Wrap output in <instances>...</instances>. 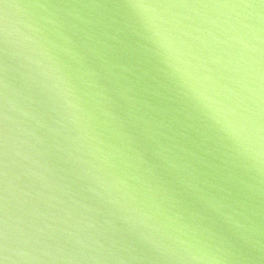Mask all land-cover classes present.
Instances as JSON below:
<instances>
[{
  "label": "water",
  "instance_id": "water-1",
  "mask_svg": "<svg viewBox=\"0 0 264 264\" xmlns=\"http://www.w3.org/2000/svg\"><path fill=\"white\" fill-rule=\"evenodd\" d=\"M252 2L0 0V245L7 233L37 264H264V164L245 151H264ZM57 75L78 109L44 87ZM84 170L126 180L167 250Z\"/></svg>",
  "mask_w": 264,
  "mask_h": 264
},
{
  "label": "clouds",
  "instance_id": "clouds-1",
  "mask_svg": "<svg viewBox=\"0 0 264 264\" xmlns=\"http://www.w3.org/2000/svg\"><path fill=\"white\" fill-rule=\"evenodd\" d=\"M245 26L254 33L259 32V29L251 24ZM255 39L259 40L260 37L256 35ZM246 46L254 53L260 51L258 44H249L246 42ZM253 62L256 64L260 63V61L255 58H253ZM45 75L47 74L45 73ZM260 81H264V74H260L258 71L257 83L259 86L255 89H250L252 93L251 98L256 106L257 117H259L261 113H264V83H259ZM44 87L53 94L55 99L62 103L65 109L72 110L79 108V98L76 97L74 92L66 85L62 76H55L51 84L45 82ZM256 130L258 133L264 132V127L259 126L257 122ZM236 134L238 135V133ZM245 151L250 160L259 161L261 164H264V151H254L250 147H246ZM157 155L166 162L169 168L175 167V162L165 158L162 152L157 151ZM84 175L94 181L95 186L90 187V190L95 192L96 195L105 198L109 205L122 213L119 219L123 220L131 229L138 230L137 235L140 239L157 250H167L163 239L155 235L159 229L155 224L149 223L152 217L141 209L127 206L129 202L134 201L135 197L132 196L130 192L121 190L127 189L128 185L126 180L117 178L113 181H108L105 177L98 176L91 170H84ZM104 222L111 226L112 230H116L113 220L106 219ZM181 243L185 242L181 241ZM37 261L38 257L34 255V250L10 248L7 233H5L4 242L0 245V264H37Z\"/></svg>",
  "mask_w": 264,
  "mask_h": 264
},
{
  "label": "snow or ice",
  "instance_id": "snow-or-ice-1",
  "mask_svg": "<svg viewBox=\"0 0 264 264\" xmlns=\"http://www.w3.org/2000/svg\"><path fill=\"white\" fill-rule=\"evenodd\" d=\"M180 3L187 5L188 0H179ZM197 3L203 4V6H215V7H228V6H240L243 4L244 6H256L252 0H240V4H233L232 0H211L210 3H206L205 0H196ZM259 4L264 6V0H259Z\"/></svg>",
  "mask_w": 264,
  "mask_h": 264
}]
</instances>
